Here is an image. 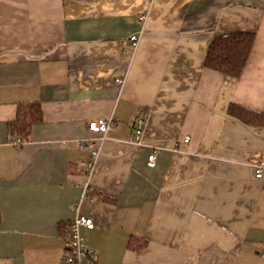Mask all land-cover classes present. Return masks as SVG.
I'll return each instance as SVG.
<instances>
[{"label":"crops","instance_id":"0c3cea01","mask_svg":"<svg viewBox=\"0 0 264 264\" xmlns=\"http://www.w3.org/2000/svg\"><path fill=\"white\" fill-rule=\"evenodd\" d=\"M241 32L256 38L242 76L205 68L215 38ZM33 101L44 122L15 147ZM230 104L264 114V0H0V264H67L77 216L96 264H264V126ZM101 119L114 126L93 159Z\"/></svg>","mask_w":264,"mask_h":264},{"label":"trees","instance_id":"16d2710c","mask_svg":"<svg viewBox=\"0 0 264 264\" xmlns=\"http://www.w3.org/2000/svg\"><path fill=\"white\" fill-rule=\"evenodd\" d=\"M255 39L254 34L247 32L231 33L215 38L208 49L204 62L205 68L217 71L227 77L240 78L252 53ZM228 114L243 124L252 127L264 126V114L245 107L230 104ZM43 122L42 104L36 101L29 102L19 107L15 121L9 124V131L22 141H28L32 135V128ZM66 227L63 225L61 230L65 231ZM128 243L129 248L134 251L146 246V242L138 238L130 239Z\"/></svg>","mask_w":264,"mask_h":264},{"label":"built area","instance_id":"2783aa9c","mask_svg":"<svg viewBox=\"0 0 264 264\" xmlns=\"http://www.w3.org/2000/svg\"><path fill=\"white\" fill-rule=\"evenodd\" d=\"M141 20L145 22L147 20L146 16H142ZM141 35L132 36L130 41L126 45V50L134 55L140 44H141ZM145 124H146V115L144 118L138 119L135 122V139L133 142L137 144H141L143 134L145 131ZM114 126L113 119H101L98 121H92L88 124V129L90 130L91 134L93 135L91 138L83 142L84 146L90 147L93 149V159H96L99 154V149L96 148V141L102 142L107 134L112 130ZM186 143L190 140L185 139ZM25 141H22L18 136L11 142V144L15 147L22 146ZM161 148V147H160ZM169 149L168 147H165ZM174 151V150H173ZM156 151L150 155L148 166L154 167L156 163ZM93 164H89V167H92ZM255 178L257 180L264 179V162L256 165L255 168ZM81 227H84L88 230L94 229L95 224L92 219H89L85 216H77V219L70 222L66 229H65V257L64 260L67 264H96L95 254L94 251L91 250L84 241V238L81 234ZM261 257L264 259V252L261 254Z\"/></svg>","mask_w":264,"mask_h":264}]
</instances>
